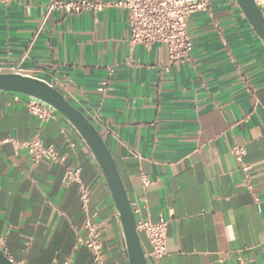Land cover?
<instances>
[{
    "label": "crops",
    "instance_id": "1",
    "mask_svg": "<svg viewBox=\"0 0 264 264\" xmlns=\"http://www.w3.org/2000/svg\"><path fill=\"white\" fill-rule=\"evenodd\" d=\"M48 4L0 2L1 73L48 83L98 130L136 222H167L159 264H264V44L236 0H209V11L189 18L190 57L173 64L162 45L129 42L123 8L47 15ZM28 101L0 92V141L38 139L62 161L32 166L24 151L0 147V250L15 264H92L82 245L83 185L105 264H127L114 203L86 145L58 115L31 114ZM234 146L246 151L248 179ZM74 168L80 183H66Z\"/></svg>",
    "mask_w": 264,
    "mask_h": 264
},
{
    "label": "built area",
    "instance_id": "2",
    "mask_svg": "<svg viewBox=\"0 0 264 264\" xmlns=\"http://www.w3.org/2000/svg\"><path fill=\"white\" fill-rule=\"evenodd\" d=\"M8 0H0L7 2ZM259 6L262 1H256ZM123 8L129 17V42L132 45L149 46L162 45L168 56L169 63L186 61L192 51V42L188 34L189 18L196 13L207 12L210 9L209 0H123L113 4H100L88 0L62 1L49 0L47 15L55 10L65 13H80L82 11H101L105 7ZM2 67L0 66V73ZM28 111L45 119L47 115L57 117L43 104L36 101H28ZM10 144L14 153L24 151L32 166L38 165L43 160L53 163L62 161V157L53 146L44 145L40 140L20 141L8 137L0 141V147ZM232 153L239 169L248 179L251 167L244 162L246 151L243 147H232ZM80 169H68L65 172V182L80 183ZM248 181V180H247ZM249 182V181H248ZM143 183L146 181L143 179ZM247 188L252 189L247 183ZM81 208L86 213L84 228L86 238L82 245L89 251L92 264H105V255L101 240V225L97 222V212L89 209L90 189L80 185ZM166 228L167 222L159 220L151 222L140 220L136 222L138 233H143L150 245V251L146 253L148 264H159L166 254ZM264 246V241H263ZM69 264V263H67Z\"/></svg>",
    "mask_w": 264,
    "mask_h": 264
},
{
    "label": "water",
    "instance_id": "3",
    "mask_svg": "<svg viewBox=\"0 0 264 264\" xmlns=\"http://www.w3.org/2000/svg\"><path fill=\"white\" fill-rule=\"evenodd\" d=\"M249 25L264 44V15L256 0H236ZM0 92H13L39 102L70 125L92 155L111 195L121 227L127 264H148L136 219L116 162L101 134L79 110L48 83L18 73H0ZM0 264H15L0 250Z\"/></svg>",
    "mask_w": 264,
    "mask_h": 264
}]
</instances>
